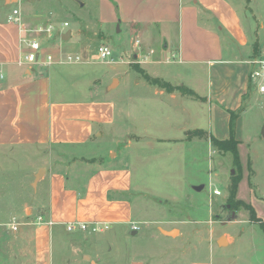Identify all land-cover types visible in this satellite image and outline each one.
Instances as JSON below:
<instances>
[{"label": "crops", "instance_id": "obj_1", "mask_svg": "<svg viewBox=\"0 0 264 264\" xmlns=\"http://www.w3.org/2000/svg\"><path fill=\"white\" fill-rule=\"evenodd\" d=\"M21 1L0 0V152L21 150L31 161L32 199L25 200L21 208L35 210V218L43 217V222L37 224V264H54L50 237L55 230L65 229L69 221L107 222L110 228L99 233L111 232L112 236L129 239L130 230L137 235L139 230L132 228L134 223L141 228L151 222L138 218L134 201L147 192L151 171L160 167L164 179L178 181L177 163L170 161L180 162L183 169L188 153L198 145L208 144L217 158L224 151L213 144L212 136L230 137L231 111L238 113L235 137L242 164L236 198L252 204L264 218V197L254 190L251 149L246 143L247 136L257 142L264 140V118L257 117L264 113V92L254 86L250 76L251 59L260 53L262 45V23H258L255 14L251 12L256 27L244 22L233 0H98L102 38L115 30L136 34L141 40L133 48V61L151 76L192 88L200 96L196 97L152 85L139 77L130 60L129 69L134 75L126 73L122 78L117 72L110 82L104 83V78L86 67L97 58L78 27L75 35L71 29L62 33L67 43L45 44V50L55 57L54 63L19 65L21 32L9 16L20 8L17 5ZM240 1L246 8L244 0ZM70 54H79L83 59L69 62L66 58ZM114 60L111 63L118 62ZM158 64L176 66L160 71ZM55 74L63 82L69 76L85 80L89 92L80 88L79 96L69 97L61 86L54 90ZM142 84L147 91L135 92L133 87L137 89ZM249 109L255 112L253 118L259 120L247 131ZM196 129L205 133L187 137L188 131ZM102 140L112 146L110 154L113 146H121L115 157L100 152L92 159L68 166L49 161V147L95 150L93 143ZM216 162L219 167L215 176L220 172L223 176L226 168L219 159ZM41 168L44 171L36 178ZM169 230L174 229L166 232ZM161 236L174 239L162 231ZM111 239L93 238L86 247L94 256L84 253L83 258L89 256V264H103L102 243ZM131 264L147 263L137 256Z\"/></svg>", "mask_w": 264, "mask_h": 264}, {"label": "rangeland", "instance_id": "obj_2", "mask_svg": "<svg viewBox=\"0 0 264 264\" xmlns=\"http://www.w3.org/2000/svg\"><path fill=\"white\" fill-rule=\"evenodd\" d=\"M233 1L238 4L246 24L252 22L256 27L251 12L258 17V23L261 21L259 37L263 44L264 0H244L246 8L241 6L243 4L241 1ZM17 6L20 7L23 17L31 26L36 25L38 21L47 20L62 26L65 21H68L70 24L63 31L71 29L74 35L78 27L83 40H87L89 49L95 57L100 44H109L118 62L92 59L94 62L86 66L88 70L92 69L94 74L104 78V83L110 82L117 72L122 78L126 73L130 77L135 74L133 69H129V60L132 66L136 63L133 61V48L136 44L135 40L140 37L126 30L123 32L115 30L112 33L110 29L111 35L108 34L107 37L102 38L97 18L98 0H22ZM61 35L62 33L57 34L49 41L51 46L67 43ZM74 40L75 36L70 42ZM119 57H122L125 62L122 63ZM88 58L86 56V59ZM175 66V64H158L156 68L163 71ZM139 73V77H143L152 85L164 88L149 80L147 78L149 74L143 69ZM86 85L85 80L77 77L69 76L64 82L58 74L53 77L54 90L61 86L69 97L79 96L80 88L87 90ZM102 85L104 84L99 83V86L102 87ZM124 86L123 84L122 87ZM133 89L135 92L143 89L147 91V87L143 84ZM252 93L255 94L253 91ZM252 110L249 109L245 119L247 131L253 129L254 123L259 118H264V113L257 116L259 118H253L252 113L255 112ZM246 143H249L248 146L251 149L252 167L255 171L250 168L251 174L253 173L252 184H256V186L253 185L256 194L264 197V140L257 142L247 136ZM93 144L95 150L85 151L64 146L49 147V161L64 163V166H68L72 162L92 159L100 152L109 158L115 157L116 151L121 148V146H113L110 154L112 146L106 140ZM20 151L0 152V264H37L36 213L31 208H21L25 200L32 199L31 161ZM216 159H219L226 168L223 176L220 175L221 172L218 177L215 176L219 167ZM170 163H177L178 181L164 179L162 168L158 167L157 170L151 171L152 175L147 177V192H142L140 198L133 196L138 218L151 221L141 225L137 235H132L128 230L129 239H127L118 234V236H112L111 232L79 235V230L68 231L66 228L55 230L50 237L54 264H89L91 258L86 256L84 259L83 254L93 255L91 248L86 246L97 236L112 238L111 243H102L105 261L103 264H131V260L137 256H141L147 264H264L263 225L250 219V210L237 204L233 208L229 203L231 179L236 173L231 152H221L216 158L213 157L208 144L198 145L188 153L183 169L180 168V162L170 161ZM234 169L235 172H233ZM202 184L206 185L202 190L195 189V186ZM216 186L221 189V195L213 194L212 190ZM15 224H18L17 229L13 228ZM170 228L180 229L182 233L176 230L173 235H170L174 239L161 236V231L168 234L166 229ZM222 236L230 238L231 241L218 243ZM110 244L113 246L112 251H110Z\"/></svg>", "mask_w": 264, "mask_h": 264}, {"label": "built area", "instance_id": "obj_3", "mask_svg": "<svg viewBox=\"0 0 264 264\" xmlns=\"http://www.w3.org/2000/svg\"><path fill=\"white\" fill-rule=\"evenodd\" d=\"M9 21L17 23L20 28V45L21 54L18 59L19 65H35L46 64L50 65L55 62V57L50 51H46L45 44L56 37L57 34L63 33L66 26H69V22L65 21L62 26L54 22H38L36 25L31 26L27 22L22 14L20 8H15L12 14L9 16ZM136 45H140V39L135 40ZM97 59L106 60L107 62H114L113 48L106 43L100 44L97 52ZM69 62H80L83 57L79 54H70L66 58ZM253 64L251 70V79L254 86L261 92H264V43L260 46V53L251 59ZM213 193L216 195L221 194V190L215 188ZM43 217L38 215L35 223L41 224ZM14 229L18 228V224L13 226ZM110 228V224L101 221H69L66 223V229L68 231H85L89 233H99L106 231ZM132 228L139 230L137 224H133Z\"/></svg>", "mask_w": 264, "mask_h": 264}, {"label": "trees", "instance_id": "obj_4", "mask_svg": "<svg viewBox=\"0 0 264 264\" xmlns=\"http://www.w3.org/2000/svg\"><path fill=\"white\" fill-rule=\"evenodd\" d=\"M259 47V44L256 43L255 48ZM134 68L138 71H141L142 68L140 67L139 63L133 64ZM147 78L151 80L153 83L163 86L164 88H167L168 90H181L183 93L200 97L192 88H189L184 85H174L170 83L169 81L163 80L159 77H154L151 75H148ZM238 117V113L235 111H231V120H230V137L227 139H218L216 137L212 136L213 144L216 145L220 150L224 152H231L233 156V163L234 167L236 169V173L232 175L231 184V195L229 197V203H231V207L235 208L236 204L239 206H243L245 209L250 210V219L252 221L261 223L264 227V220L261 218L255 207L247 203L243 200L236 198L237 193V187L239 184V181L242 178V164L240 160L239 150H238V140L235 137V122ZM205 133V131L201 129L191 130L187 132V137H191L196 134Z\"/></svg>", "mask_w": 264, "mask_h": 264}, {"label": "water", "instance_id": "obj_5", "mask_svg": "<svg viewBox=\"0 0 264 264\" xmlns=\"http://www.w3.org/2000/svg\"><path fill=\"white\" fill-rule=\"evenodd\" d=\"M67 34H68V38H69L70 35H71V31H68ZM64 39H67V36H66ZM263 135H264V134H263ZM43 171H44V168L39 169V171H38V173H37V175H36V178H39V177L42 175ZM204 186H205V185L202 184V185H199V186H195V188H196L197 190H202V189L204 188ZM229 206H230V205H229ZM174 232H176V229H174V230L168 232V234H169V235H173ZM224 238H225V236L220 237V239L218 240V243H223V242H224V241H223Z\"/></svg>", "mask_w": 264, "mask_h": 264}, {"label": "bare ground", "instance_id": "obj_6", "mask_svg": "<svg viewBox=\"0 0 264 264\" xmlns=\"http://www.w3.org/2000/svg\"><path fill=\"white\" fill-rule=\"evenodd\" d=\"M223 241H224V242H229V240H228L227 237H225Z\"/></svg>", "mask_w": 264, "mask_h": 264}]
</instances>
